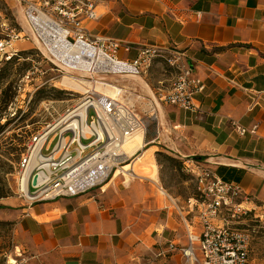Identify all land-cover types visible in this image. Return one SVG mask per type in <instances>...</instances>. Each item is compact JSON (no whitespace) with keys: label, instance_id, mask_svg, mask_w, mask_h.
Returning <instances> with one entry per match:
<instances>
[{"label":"crops","instance_id":"1","mask_svg":"<svg viewBox=\"0 0 264 264\" xmlns=\"http://www.w3.org/2000/svg\"><path fill=\"white\" fill-rule=\"evenodd\" d=\"M96 12L97 20L81 26L92 36L132 45L128 55L119 51L120 59L133 60L145 45L177 49L205 85L196 96L199 114L161 101L175 78L159 93L143 85L159 97V137L149 130L148 149L179 161L200 160L253 197L252 214L264 218V0H104ZM162 63L167 65L157 59L152 68ZM252 91L262 95L253 108ZM235 122L258 128L241 136ZM140 176L113 179L31 208L15 205L7 220L30 246L60 254L65 264H183L175 249L187 243L186 214L180 217L163 195L157 175ZM188 219L198 225L197 217Z\"/></svg>","mask_w":264,"mask_h":264},{"label":"built area","instance_id":"2","mask_svg":"<svg viewBox=\"0 0 264 264\" xmlns=\"http://www.w3.org/2000/svg\"><path fill=\"white\" fill-rule=\"evenodd\" d=\"M103 1L43 2V7L59 16L57 22L66 32L65 46L78 47L76 55L81 59L101 53L114 67L102 63L100 70L92 72L64 65L70 74L64 75L63 89L79 94L80 99L55 122L46 125L31 138L16 172L17 195L25 208L106 185L117 173L119 177L133 180L143 178L137 175L134 168L144 157L146 144L133 154H129L125 146L138 134L145 137L151 121L157 122L158 126L156 98L133 94L98 76L140 77L150 70L157 59H163L177 74L171 90L161 97V101L200 113L196 96L204 91L205 85L192 75L189 59L184 52L145 45L137 50L133 60L120 59L119 51L128 55L133 51L132 45L109 37L92 36L81 26L84 20L98 19L96 10ZM33 13L37 14V11ZM20 39L23 36L14 30L0 37L1 61L9 62L19 56L15 44ZM72 57L76 58L74 55ZM78 79H86L89 84L78 85ZM73 82H76V87L67 86ZM249 95L252 108L262 100L260 93L252 91ZM140 102L146 104L142 108L144 113L138 112ZM234 127L241 136L255 134L258 128H244L238 122L234 123ZM155 132L159 137V128ZM183 167L195 182L198 198L192 197L187 206L181 207L160 187L179 216L186 214L185 222L191 228L187 230L186 245L175 249L181 254L183 264H250L251 234L248 229L239 226L254 212L250 207L254 198L243 195L238 186L222 181L196 158L183 160ZM190 216L192 220L198 218V225L190 222Z\"/></svg>","mask_w":264,"mask_h":264},{"label":"rangeland","instance_id":"3","mask_svg":"<svg viewBox=\"0 0 264 264\" xmlns=\"http://www.w3.org/2000/svg\"><path fill=\"white\" fill-rule=\"evenodd\" d=\"M43 2L44 0H23L18 3L16 0H0V37L12 30L23 36L15 44V49L19 51L18 57L9 62L1 61L0 58V70H3V76H7V79L0 82V125H5L0 134V196H3L0 199V264H9L11 259H14L15 264H65L60 254H43L30 246L25 237L15 232L14 222L7 220L12 207L23 205L17 195L16 172L31 138L46 125L55 122L80 99L79 94L63 89L62 80L70 71L51 57L28 21L29 6L39 8L57 21L59 16L43 7ZM176 74L175 70L162 63L136 78L127 75H101L98 78L126 88L133 94L149 96L150 92L144 88L145 83L154 90L156 88L157 93L158 89L163 90L171 85ZM144 76L146 80L140 79ZM42 89L43 93L38 95ZM157 98L159 97L156 100ZM145 105V102L138 103V112L144 113L142 108ZM157 128V122L149 123L145 134L148 136L146 143L149 142V130L156 131ZM149 147L147 145L144 150ZM154 152L150 151L137 163L135 172L139 176L157 175L161 186L178 198L180 206H187L189 199L197 193L193 178L182 165L164 157H156ZM165 154L179 161L172 155ZM147 157L151 159L148 160ZM160 217L165 218L163 213ZM239 227L248 229L251 234L250 264H264V218L261 220L250 214ZM156 235L154 232L153 236Z\"/></svg>","mask_w":264,"mask_h":264},{"label":"bare ground","instance_id":"4","mask_svg":"<svg viewBox=\"0 0 264 264\" xmlns=\"http://www.w3.org/2000/svg\"><path fill=\"white\" fill-rule=\"evenodd\" d=\"M37 11V14L33 12ZM28 21L35 30L36 34L40 38L42 44L44 45L46 51L52 54L58 62H61L63 65H66L69 68L73 69H83L85 71L97 72L100 70L104 63H108L101 53H96L94 55H90V58L81 59L76 55V52L79 51V48L76 46L68 47L65 46V38L66 32L59 25V23L46 15L42 10L35 6H31L28 10ZM65 46V47H64ZM76 56L72 57V56ZM103 63V64H102ZM112 68L114 67L112 64L108 63ZM73 83H68L67 86L76 87L77 85ZM78 85H88V81L86 79H78ZM145 144L144 135L138 134L136 135L126 146L125 149L129 154H133L136 150L142 148ZM152 151V149L143 150L144 156ZM147 159H151L147 157ZM156 168V166L154 165ZM118 173L114 177V179H118ZM129 179V178H128ZM130 180V179H129ZM9 264H15L14 259L9 261Z\"/></svg>","mask_w":264,"mask_h":264},{"label":"trees","instance_id":"5","mask_svg":"<svg viewBox=\"0 0 264 264\" xmlns=\"http://www.w3.org/2000/svg\"><path fill=\"white\" fill-rule=\"evenodd\" d=\"M4 79H7V76L6 75H4L3 76V70H0V82L2 81V80H4ZM43 90L44 89H42V90H40L39 92H38V95H41L42 93H43ZM4 128H5V125H0V134L2 133V131L4 130ZM156 157H164L165 159H167V160H169V161H172V162H174V163H177L179 166H183V161H176L175 159H172L171 157H169L168 155H166L164 152H162V151H158V152H156ZM195 198H198V195H197V193H196V195L194 196ZM1 198H3V196H0V199Z\"/></svg>","mask_w":264,"mask_h":264},{"label":"water","instance_id":"6","mask_svg":"<svg viewBox=\"0 0 264 264\" xmlns=\"http://www.w3.org/2000/svg\"><path fill=\"white\" fill-rule=\"evenodd\" d=\"M36 180H37V179H35L34 182H33L34 185L36 184Z\"/></svg>","mask_w":264,"mask_h":264}]
</instances>
